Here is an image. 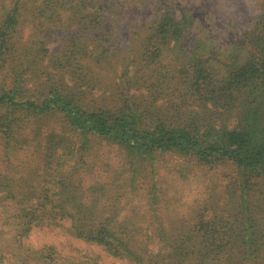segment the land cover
I'll return each instance as SVG.
<instances>
[{"label":"rangeland","instance_id":"1","mask_svg":"<svg viewBox=\"0 0 264 264\" xmlns=\"http://www.w3.org/2000/svg\"><path fill=\"white\" fill-rule=\"evenodd\" d=\"M177 1L195 17L187 43L205 40L203 47L210 48L201 51L202 58L211 54L223 64L250 49L246 41L264 15V0ZM155 2L139 0V8L138 0L128 2L133 8L127 19L133 21L122 24L120 39H112L123 49L114 51L117 57L109 58L108 66L92 67L70 57L68 41L104 36L110 25L113 31L112 22L95 30L79 18L67 22L68 5L54 10L41 0H0V52L7 53L0 90L18 80L19 97L40 103L50 87L68 88L94 110L118 109L128 96L139 105L142 127L153 128L158 118H167V104L176 101L181 84L163 78L176 66L172 43L148 62L151 50L138 39V28L144 36L154 20L144 5ZM101 3L113 10L115 2ZM89 8L82 7L84 14ZM14 9L17 23L7 24L5 32ZM128 45L139 48L130 54L135 65L128 58L122 63ZM55 62L64 65L54 68ZM196 108L202 106L197 102ZM211 112L219 123V113ZM3 123L10 125L9 132ZM225 123L233 128L236 119L227 116ZM259 171L247 177L231 160L212 164L173 150L132 153L73 128L59 111L35 115L0 107V264H254L247 247H264V171ZM28 203L38 206L33 212L42 220L21 234L22 220L15 217ZM254 220L261 232L256 241L249 236ZM79 225L84 232L110 230L127 251L117 257L76 237Z\"/></svg>","mask_w":264,"mask_h":264},{"label":"trees","instance_id":"2","mask_svg":"<svg viewBox=\"0 0 264 264\" xmlns=\"http://www.w3.org/2000/svg\"><path fill=\"white\" fill-rule=\"evenodd\" d=\"M41 1L45 7L54 10L68 5L71 16L65 19L67 22L71 21V18H75L74 22L79 18L94 25L95 30L102 28L105 22H112L113 31H110V25L104 36L98 34L92 40L85 42L78 36L76 40L68 41V53L74 61L92 67H100L105 62L108 66V59L117 57L114 51L117 48L123 49L112 39L118 38L123 23L128 20L133 21L127 17L130 14L129 10L133 8L128 2L134 0H114L113 10L106 9L101 0ZM87 6L90 8L84 14L82 7ZM135 6L139 8V0L138 5ZM143 9L146 14L154 18L144 36L141 34L145 30L139 32L138 28V39L142 40V48L149 49L152 53L149 54L147 61L158 60L162 54L161 46L172 43V50L176 54L174 61L176 66L163 78L164 81L171 83H176L177 80L181 82L180 89L175 95L176 101L167 104V107L170 106L167 118L163 120L162 117L158 118L153 128L142 127L139 105L135 99L128 96L118 109L94 110L77 100L78 91L68 88L62 90L52 86L48 92L49 97L43 102L23 101V98L19 97L18 80H13V85L8 88H1L0 107L8 106L12 111H15V108L29 109L35 115L59 111L67 117L68 123L73 128L85 134L110 139L132 153L173 150L184 155H193L200 161L212 164L227 159L237 163L247 177L259 176L261 174L259 170L264 171V15L256 23L252 29L253 33L246 41L250 49L243 48L238 51L239 55L245 52L242 58L234 55L228 63L223 64L213 61L211 54L202 58L204 55L201 51L205 47L210 48L207 43L203 47L205 40L191 45L187 43L186 40L189 38L187 36L195 24V17L184 4L176 0H156L154 4L146 3ZM16 11L14 9L8 15L4 23L5 32L9 29L6 27L7 24L13 26L12 23H17ZM155 38L157 43L152 42ZM6 43V40L1 41L2 46ZM242 47L243 45L239 48ZM125 51L127 54L122 56V63L128 58L135 65L130 54L134 51L137 54L139 48L128 45ZM4 54L7 53L0 52V71L6 63ZM213 62H217V66ZM62 65H64L62 62H55L53 67L59 68ZM127 85L124 83V86ZM120 95L122 92L119 93ZM18 97L21 101L17 100ZM197 102L202 106L199 111L197 108L192 109ZM212 110L219 113L222 119L219 123L212 120ZM227 116L236 119L233 128H229L225 123ZM2 127L6 129V133L11 128L7 123H3ZM37 207L28 203L23 213L15 217L22 220L21 234H26L28 230L24 229L30 230L37 219L42 220L39 214L33 212ZM252 224L249 236L256 241L261 236V232L256 229V220ZM76 228V237L103 245L107 251L117 257H122L121 250L127 251V246L110 230L102 228L95 232H84L81 230L82 225ZM247 248L254 264H264L262 263L264 247L251 243Z\"/></svg>","mask_w":264,"mask_h":264}]
</instances>
